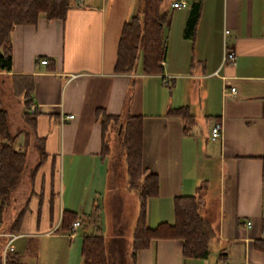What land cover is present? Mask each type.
I'll use <instances>...</instances> for the list:
<instances>
[{
    "label": "crops",
    "instance_id": "obj_1",
    "mask_svg": "<svg viewBox=\"0 0 264 264\" xmlns=\"http://www.w3.org/2000/svg\"><path fill=\"white\" fill-rule=\"evenodd\" d=\"M173 1L161 3L167 16L157 74H142L140 63L132 73L112 71L120 29L138 0H76L61 20L40 14L34 25L12 28L9 70L0 73L8 80L30 77L33 107L29 113L14 97L23 109L18 123L7 116L9 132H19L14 146L26 155L0 225L4 232L23 208L17 231L7 232L18 235L14 264H81V235L93 225L109 264V253L120 251L123 264H264V251L256 247L264 240V0H185L182 9L170 8ZM226 51L232 63L222 60ZM177 107L192 116L186 134L178 118L165 115ZM98 109L142 117L141 167L158 185L146 201L148 228L172 224L173 197L201 187L199 214L215 234L205 259L183 258L175 239L150 240L130 258L137 198L127 188L123 154L119 183L109 149L100 155ZM24 112L33 114L30 128ZM214 123L219 138L206 134L200 141L193 127L210 130ZM36 139L43 155L32 173L40 152ZM106 191L114 208L108 235L99 209ZM93 209L95 224L87 219ZM63 211L74 213L77 228L61 225Z\"/></svg>",
    "mask_w": 264,
    "mask_h": 264
},
{
    "label": "trees",
    "instance_id": "obj_2",
    "mask_svg": "<svg viewBox=\"0 0 264 264\" xmlns=\"http://www.w3.org/2000/svg\"><path fill=\"white\" fill-rule=\"evenodd\" d=\"M76 0H0V71H8L10 66V32L16 25H34L38 15L46 20H61L66 11ZM137 11L122 24L118 37L113 73H132L140 63L142 74H157L161 70L160 63L164 58L162 31L166 21V12L161 9L162 0H138ZM9 88L13 97L23 99L25 110L29 108L28 97L32 82L29 76L11 75ZM33 114L23 113L25 125L30 128ZM166 116L178 118L182 123V131L187 133L192 124V116L186 107L168 108ZM100 126V155L108 153L109 133L118 138V147L124 156L127 188L134 191L137 198V213L130 241V258L134 259L137 251L148 246L153 239H175L181 242L183 258L205 259L215 234L208 222L200 216L202 206L201 187L196 194L175 196L172 199L173 223H160L150 229L145 225L146 201L157 195V178L141 167V116L107 115L98 109L95 112ZM19 132L11 134L8 130L7 111L0 99V225L9 206L14 190L24 171L26 155L15 148V140ZM34 143L40 150L39 140ZM43 152H39V160L30 172L39 165ZM23 213V208L2 229L4 232H16ZM74 213L63 211L61 225L73 222ZM95 209L87 219L93 222ZM94 229L81 235V264H109L103 237L95 225ZM3 239L0 237V246ZM256 247L264 251V240L256 243ZM221 256V255H220ZM6 264H14L9 255Z\"/></svg>",
    "mask_w": 264,
    "mask_h": 264
},
{
    "label": "rangeland",
    "instance_id": "obj_3",
    "mask_svg": "<svg viewBox=\"0 0 264 264\" xmlns=\"http://www.w3.org/2000/svg\"><path fill=\"white\" fill-rule=\"evenodd\" d=\"M0 99H1L2 106L7 111V116L9 115V117H11L12 123H18L19 112L23 109L20 108V105L18 104V102H16L14 100V97H12V94H11L10 88H9V81L1 73H0ZM11 126H14V124ZM193 130L198 135L197 138H199L200 141H202V138L204 136H206V134L208 135V138H209V131L210 130L206 129V130L201 131L200 128H198V127L197 128L193 127ZM107 140H108V148H109V151L111 152V164L115 168V173L117 176V182L119 183V182H121V180H120V165L122 166L123 163H122V156L120 154L121 150L118 147V138L114 135V133H109L107 136ZM199 157H200V164H203L204 162H202L203 157L201 156V154H199ZM216 182H217V178H215V183ZM107 193H108L107 191L103 193L104 194L103 205H100V207H99V209L102 208L101 211L103 212L104 223H105V229H103V232L106 235L111 234V232H112V229H108L109 228L108 225L110 224L112 214H114L113 204L110 201L111 198H108L109 194L107 195ZM98 206H99V204H98ZM124 209H125V207H124ZM123 257H124V254H122L121 251H120V254L119 253L118 254H115V253L110 254L109 253L110 261L113 262V264H123V261H125V258H126V257L125 258H123Z\"/></svg>",
    "mask_w": 264,
    "mask_h": 264
},
{
    "label": "built area",
    "instance_id": "obj_4",
    "mask_svg": "<svg viewBox=\"0 0 264 264\" xmlns=\"http://www.w3.org/2000/svg\"><path fill=\"white\" fill-rule=\"evenodd\" d=\"M187 6V3L185 0H176L170 3V8L172 9H182ZM222 60H225L229 63H232L234 61V55L231 51L224 52ZM39 63L42 65H45L47 63L46 59H40ZM233 88H230L229 91L233 92ZM29 113L33 112V107H29L28 109ZM70 116H65L66 118H69ZM220 136V124L214 123L210 127L209 131V138L210 140H216ZM78 222L74 221L71 225L72 230L78 227ZM250 222H246V226H249ZM263 235V233H262ZM0 237L3 239L2 245L0 246V264H6L5 261L9 255H11L14 252L13 243L18 237L17 234L14 233H7V232H0Z\"/></svg>",
    "mask_w": 264,
    "mask_h": 264
}]
</instances>
